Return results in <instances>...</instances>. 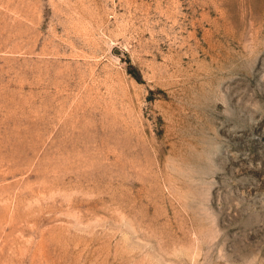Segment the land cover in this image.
<instances>
[{
  "label": "rangeland",
  "instance_id": "rangeland-1",
  "mask_svg": "<svg viewBox=\"0 0 264 264\" xmlns=\"http://www.w3.org/2000/svg\"><path fill=\"white\" fill-rule=\"evenodd\" d=\"M0 264H264V0H0Z\"/></svg>",
  "mask_w": 264,
  "mask_h": 264
}]
</instances>
